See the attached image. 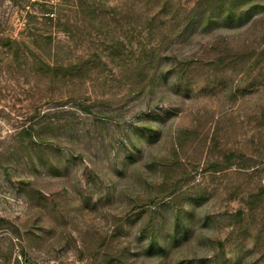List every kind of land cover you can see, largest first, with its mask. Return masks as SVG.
Segmentation results:
<instances>
[{
  "label": "rangeland",
  "instance_id": "obj_1",
  "mask_svg": "<svg viewBox=\"0 0 264 264\" xmlns=\"http://www.w3.org/2000/svg\"><path fill=\"white\" fill-rule=\"evenodd\" d=\"M0 264H264V0H0Z\"/></svg>",
  "mask_w": 264,
  "mask_h": 264
},
{
  "label": "trees",
  "instance_id": "obj_2",
  "mask_svg": "<svg viewBox=\"0 0 264 264\" xmlns=\"http://www.w3.org/2000/svg\"><path fill=\"white\" fill-rule=\"evenodd\" d=\"M188 214H189V213H188ZM188 237H189V236H188L187 232H185L181 237H173L170 243H171V244H172V243L175 244V243H178V239H179V238H183V240H186ZM162 251H164V250H162Z\"/></svg>",
  "mask_w": 264,
  "mask_h": 264
}]
</instances>
